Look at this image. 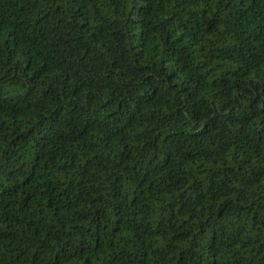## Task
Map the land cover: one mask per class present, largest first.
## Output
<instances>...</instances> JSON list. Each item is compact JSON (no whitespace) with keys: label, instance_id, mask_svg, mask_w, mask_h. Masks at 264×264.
<instances>
[{"label":"trees","instance_id":"trees-1","mask_svg":"<svg viewBox=\"0 0 264 264\" xmlns=\"http://www.w3.org/2000/svg\"><path fill=\"white\" fill-rule=\"evenodd\" d=\"M0 264H264V0H0Z\"/></svg>","mask_w":264,"mask_h":264}]
</instances>
